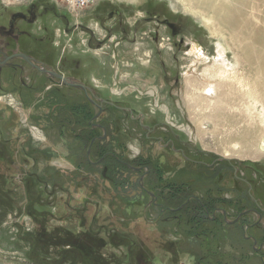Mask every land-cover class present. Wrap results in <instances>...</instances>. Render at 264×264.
Returning a JSON list of instances; mask_svg holds the SVG:
<instances>
[{"label":"rangeland","instance_id":"1","mask_svg":"<svg viewBox=\"0 0 264 264\" xmlns=\"http://www.w3.org/2000/svg\"><path fill=\"white\" fill-rule=\"evenodd\" d=\"M32 6L0 7L3 52L23 49L50 71L85 83L93 92L129 108L133 120L153 127L156 136L168 135L174 141L176 137L208 155L202 158L186 151L194 160L210 163L218 159L241 165V172L254 167L264 174V157L242 160L227 150H220L221 154L213 150L216 138L210 136L211 125L202 130L206 133L202 140L198 137L199 121L195 126V115L188 112L182 95L189 67L184 53L197 42L200 52L215 60L216 42L210 41L204 24L181 11L177 0H98L73 9L76 15L67 13V4L61 0L58 5L41 0ZM97 7L102 16L112 7L129 8L125 21L134 31L126 32L125 40L118 30L107 36L97 21L99 15L93 12ZM247 10L249 16L264 13V7L256 4L253 11L250 5ZM10 19L14 24L8 26ZM258 28L264 31V21ZM9 31L11 36L3 37ZM17 35L22 38L14 42ZM260 36L250 35L247 41L252 53H257L252 57L254 63L264 54V37ZM223 49L227 61L234 64V53L227 46ZM82 65L85 69H77ZM139 82L148 87L141 88ZM86 104L82 93L39 72L0 69V264H264V217L256 225L257 232L230 226L249 199L245 188L235 184L231 171L220 169L226 165L220 163L211 171L187 164L179 155L163 151L156 140L146 139L139 124L114 109L97 121L83 123L82 115L70 110ZM101 140L116 155L126 175L121 180H111L107 171L101 178L93 174L94 170L103 172L91 150ZM203 140L211 149L202 147ZM135 159L148 164L149 177L132 172ZM259 178L264 181V176ZM168 184L175 192L184 189L192 196L184 207L193 204L192 212L207 220L213 240L187 236L189 227L200 236L202 222H186L193 213L182 211L184 207L180 215L171 212L176 217H168L169 213L155 206L169 203L166 206L174 210L186 202L154 201L149 196L160 195L159 188ZM199 195L209 201L201 198L198 203ZM213 205L221 211L214 212ZM256 219L249 216L246 221L255 224ZM204 246L216 252L208 261Z\"/></svg>","mask_w":264,"mask_h":264},{"label":"bare ground","instance_id":"2","mask_svg":"<svg viewBox=\"0 0 264 264\" xmlns=\"http://www.w3.org/2000/svg\"><path fill=\"white\" fill-rule=\"evenodd\" d=\"M4 1L21 4L31 0ZM177 2L183 13L188 14L197 24L198 20L204 24L202 27L208 32L210 41L216 42L215 60L214 57L209 60L203 52L201 53L197 42H193L191 48L184 53L186 67H189L185 74L182 95L187 102L188 112L195 115V126H198L199 121L198 137L202 140L206 135L202 130H206L209 124L212 127L210 136L216 138L214 139L216 145L212 148L217 153L221 154L220 150H227L226 152L232 153L231 157L242 160L263 158L264 66L261 64H264V54L261 58L256 56L258 59L255 64L252 58L253 49H250L247 41L250 40V35L256 38L261 37L260 35L264 37L263 29L258 28V24L264 21V13L257 14L258 16L251 13L250 17L247 9L250 5L253 11L255 4L262 9L264 0H177ZM249 18H253V21L251 19L250 22ZM259 39L263 41L262 38ZM163 46L165 42L161 43V47ZM224 46L229 47L234 53V64H230L224 56ZM140 86L148 87L142 83ZM201 143L203 148L211 149L204 140ZM231 148L236 151H231ZM223 156L230 157L226 153Z\"/></svg>","mask_w":264,"mask_h":264},{"label":"flooded vegetation","instance_id":"3","mask_svg":"<svg viewBox=\"0 0 264 264\" xmlns=\"http://www.w3.org/2000/svg\"><path fill=\"white\" fill-rule=\"evenodd\" d=\"M34 5V4H32ZM32 5H29L30 8L34 7ZM0 7L3 10H11L10 8H3V6L0 4ZM98 8V9H97ZM96 9H94L93 12L96 11V14L99 15L97 21L100 23V25H102L101 27L106 31L107 36H111V34L113 32H115V30H118V32L120 33L121 36H123V40L126 39V32H133V26H129L127 25L128 23L125 21L127 19V13L129 15V8H122V7H112L110 8L106 15H100L99 10L100 8L97 7ZM110 23L107 25V23ZM12 23L14 24V19H10L9 21V25H12ZM80 25V24H79ZM81 26V25H80ZM1 33V32H0ZM12 32L9 31L3 35V37L8 38V36H11ZM25 36V35H24ZM17 41L14 42H18L21 38L22 35H17L16 36ZM27 36H26V40H27ZM91 40H92V34H89V45L91 44ZM39 40L37 39H30V43L32 42L34 45L39 44L38 43ZM42 41V39L40 40V42ZM109 41V38L108 40ZM42 43V42H41ZM104 42H99L97 44V46H101V44H103ZM13 46H17V44H13ZM190 45H186V47H188ZM89 65V64H88ZM87 65V66H88ZM0 69H8L10 71H12L13 73H18L21 74L23 70L25 69H31L33 71L39 72L41 75L47 76L48 78H51L52 80H56L59 82L58 79L53 78L51 76H49L48 74H44L41 70L39 69H45L46 71L52 72L49 70V68L45 67L44 64L37 60L36 58L32 57L30 54H28L26 51H23V49H21V51H12L11 53H5L2 51V48L0 46ZM77 69H85L84 65H82L81 67H77ZM54 73V72H53ZM57 74V73H55ZM59 75V74H57ZM62 76V75H61ZM65 78V77H64ZM68 79V77H67ZM60 83V82H59ZM82 85H84L86 88H88L90 91H87V95L78 89L72 88V87H68L71 88L72 90H76L79 91L80 93H82V95L84 96L87 104L91 107L92 111L94 110L95 112L93 113L92 111L90 112V115H88L87 119L88 121H97L105 112H107L109 109H114L120 112H123L125 114H127L129 117L132 118V114L125 110V109H129L126 107H120L118 106L115 102L109 100V98H106L105 96H102L101 94H99L97 91L93 92L90 86H88L87 84L83 83ZM65 87V86H63ZM94 102L91 103L90 101ZM105 101V103H104ZM111 104V105H110ZM120 108L124 109L121 110ZM130 110V109H129ZM100 112V114H99ZM141 119V117H140ZM133 120V118H132ZM134 122H136L137 124H139L140 129L144 132V135L146 137V139H154L156 140V143H158V145L161 147V149L163 151H170L175 155H179L185 163L187 164H191V165H196L197 167L200 168H205L207 170H211L214 171L215 167L218 166L220 163V165H226L227 167L225 168H220L221 170H225L228 169L231 171V175H232V179L234 180L235 184H237L239 187L243 186L245 188V192L247 195V198L249 199V202L247 203V205H242V207L240 208V211L238 213V215L235 217V220H233L230 224V226H235L238 225V227L240 228V230L242 232H254L257 230L256 225L257 224H261L262 219L264 217V181L259 178L260 176H264V174L255 169L254 167H245L244 172H241V165L238 166H234L232 163L230 162H219L218 159H214L212 162L207 163L203 160H194L190 157H188L186 155V151H191V153H193L195 156L197 157H202V158H206L208 155L207 153L198 150V149H191L186 142L178 139L175 137V141L170 139L168 135H163L161 137L156 136L157 132L156 130H154L153 127H148L147 125H144L142 123H140V120L136 121V119L133 120ZM93 128H96L98 125H93ZM100 126V125H99ZM101 128V126H100ZM98 128V129H100ZM153 128V129H152ZM177 143L179 145V148H175ZM133 164L131 165V169L132 172L134 173H140L142 178L145 177H149L152 173V171L149 169H146L145 166L146 162H139L138 159H135L133 162ZM142 171H144V174L142 175ZM229 171V172H230ZM156 175H159V173H157V169H156ZM217 174V172H216ZM250 176H252L253 178H251ZM157 181V180H156ZM160 191V195H157L156 193H148L149 196L154 200H165V201H186L183 202L182 206L179 207L178 209H171L170 207L164 208L163 205H158L156 204L155 206H160L161 208V213L163 214H168L170 213L171 215L168 216H173L176 217L175 214L178 215V213L180 212L179 209L183 208L187 203H189L191 200H193L192 196L190 195H186V191L183 189V191L181 193L175 192L176 189L175 187H171L169 184L167 186H163L161 188H159ZM184 195V196H182ZM169 197V198H168ZM202 195L198 197V203L201 201ZM204 200H207L206 198H203ZM209 201V200H207ZM214 207V206H213ZM221 207H217L215 206L212 210L214 212H218L221 211L220 209ZM181 210V209H180ZM205 213L208 215L210 210L208 208L205 209ZM171 212H174L173 214ZM222 215L224 216V214L222 213ZM249 216H255L257 219L254 221L255 224H251V221H246V218ZM215 219V218H214ZM243 221V222H241ZM257 232V231H256Z\"/></svg>","mask_w":264,"mask_h":264},{"label":"trees","instance_id":"4","mask_svg":"<svg viewBox=\"0 0 264 264\" xmlns=\"http://www.w3.org/2000/svg\"><path fill=\"white\" fill-rule=\"evenodd\" d=\"M71 112H75V113H78L79 115H82L81 116V120L83 121V123H85L86 121H88L87 117L88 115H90V112L92 111L91 107L86 104L84 106H79L78 108H73L70 110ZM80 121V122H82ZM92 139V138H91ZM92 141V140H91ZM107 146L103 143V140L99 141V142H96V143H93V145L91 146V150L96 154V156H98L96 159L97 161L100 162V164L103 165V172L101 171V173L99 172V170H94V175H96L97 178H101V176L103 174L106 173V171L112 176L111 177V180H114V178H118L119 180L122 179V177H124L125 173L123 172L120 164L114 159L116 158V155L112 152V150L108 149L106 150L104 146ZM148 165V164H146ZM90 170H93V168H90ZM103 173V174H102ZM126 176V175H125ZM105 177V176H103ZM106 179V177H105ZM126 179V177L124 178ZM113 184H116V182H114ZM176 204H180L181 201H175ZM162 205L164 206V208H166V205H170L169 203H162ZM189 206V205H188ZM193 204L189 206V208L186 206L184 207L182 211L186 212L189 211V215L191 214L192 211L195 210V208H192ZM214 206V205H213ZM200 209V208H199ZM162 212V211H161ZM193 213V218L191 217V219H185L186 222H189V224L191 223L192 220H196V224L197 222H202L201 224L202 225H197L196 227H198V230H200V236H198V233L195 231H190L191 227L188 228V225L186 223V227L188 228V232H187V236L189 238H193V239H200L198 241H204L206 242V239L210 238V239H214L215 235H213V232L210 231V226L206 221H204V219L202 218V215L199 216L197 212H192ZM171 215V214H169ZM200 218V219H199ZM217 225L220 226L219 223H216ZM214 223V227L216 225ZM218 227V226H217ZM221 227V226H220ZM222 228V227H221ZM202 232V233H201ZM223 232V231H222ZM204 238V239H203ZM215 241V240H214ZM207 244H209V247H212L213 245H211V242H207ZM216 246V245H215ZM209 247L207 248L206 246L203 247V251H204V258L208 261V257H211L212 255L216 254V252H210L211 250L209 249ZM217 249V247H214ZM213 250V248H212ZM212 254V255H211ZM201 260H199L198 262H200ZM203 263V262H202ZM216 264V263H215Z\"/></svg>","mask_w":264,"mask_h":264},{"label":"built area","instance_id":"5","mask_svg":"<svg viewBox=\"0 0 264 264\" xmlns=\"http://www.w3.org/2000/svg\"><path fill=\"white\" fill-rule=\"evenodd\" d=\"M40 0H31L29 3L26 4H11L8 3L4 0H0V4L3 7H13V6H29L32 5L36 2H38ZM46 1H50L56 5H58V0H46ZM62 2L66 3L67 6H65V10L67 13L71 14V15H76V11H74L75 9L79 8H85V7H89L90 5H92L96 0H61ZM71 8H73L74 10H72Z\"/></svg>","mask_w":264,"mask_h":264},{"label":"water","instance_id":"6","mask_svg":"<svg viewBox=\"0 0 264 264\" xmlns=\"http://www.w3.org/2000/svg\"><path fill=\"white\" fill-rule=\"evenodd\" d=\"M39 70H41L44 74H48L49 76L58 79L59 82H60V85H61V86L72 87V88H75V89L81 90V91H83L86 95H87V91H90V90H89L88 88H86L84 85H82V84H78V83H74V82L70 81L69 79L64 78V77L61 76V75H57V74H55V73H53V72L46 71L45 69H39ZM89 101H90V100H89ZM90 102H91V103H94V102H92V101H90ZM104 103H105V101H104ZM110 105H111V104H110ZM120 109H121V110H124V109H122V108H120ZM125 110H127V111H129V112L131 113V111H130L129 109H125ZM99 114H100V112H99ZM131 114H132V113H131ZM141 119H143V116H141ZM220 160H226V159L221 158ZM226 161H229V160H226Z\"/></svg>","mask_w":264,"mask_h":264}]
</instances>
